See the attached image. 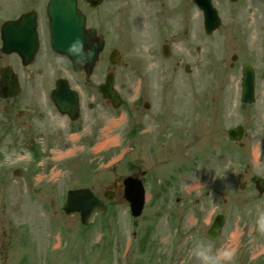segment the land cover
<instances>
[{
	"label": "rangeland",
	"instance_id": "obj_1",
	"mask_svg": "<svg viewBox=\"0 0 264 264\" xmlns=\"http://www.w3.org/2000/svg\"><path fill=\"white\" fill-rule=\"evenodd\" d=\"M227 3L230 6L221 3L225 6L219 13L222 27L218 32L204 43L194 40L186 61L188 74L181 69L172 75L173 60L151 49L144 97L149 110H118L125 118L114 134L120 136L124 148L129 147V157L119 167L102 165L121 148L95 152L119 143V136L109 133L120 121L113 111L107 110L109 115L104 107L102 114L98 107L95 115L73 124L84 128L93 122L94 126L83 151L61 162L57 160L71 153V144L84 143L83 139L72 141L84 129L81 133L76 129L78 134L68 141L48 140L46 132L54 126L64 129L65 121L39 118L36 113L33 140L22 134L14 140V129L6 126L11 110L5 113V102L0 101V252L4 256L0 264H264V195L258 197L250 174L238 179L251 167L264 177V162L257 161L258 156L264 158V88L258 91L257 103L239 110L235 75L255 57L244 56L245 49L238 47L227 29L230 13L226 10L234 11ZM109 9L102 6L96 14L107 15ZM254 12L243 13L248 26L259 21ZM198 46L208 53L207 64L199 61ZM148 50L138 43L121 48L129 68L118 73H122L128 99L138 93L139 60L145 66L142 53ZM238 52L242 55L239 63L230 67L231 56ZM258 66L264 72V64ZM42 107L48 109L50 104L40 99L32 108L44 112ZM102 115L111 120L103 131L99 130L106 120ZM238 124L248 137L242 140L245 148L230 143L226 136ZM62 134L67 135V129ZM93 138L97 145L90 149L96 142ZM67 145L69 149L62 151ZM249 145L253 163L246 160ZM18 168L21 175H13ZM141 172L146 174V204L137 219L130 216L120 192L106 201L107 213L97 216L89 227L80 224L78 215L68 216L61 210L69 189L84 185L102 198L115 180ZM242 184L246 187L240 188ZM214 187L223 194L217 195ZM216 214L224 215L226 221L219 239L212 242L206 232ZM200 245L211 257L209 261L198 255Z\"/></svg>",
	"mask_w": 264,
	"mask_h": 264
},
{
	"label": "flooded vegetation",
	"instance_id": "obj_2",
	"mask_svg": "<svg viewBox=\"0 0 264 264\" xmlns=\"http://www.w3.org/2000/svg\"><path fill=\"white\" fill-rule=\"evenodd\" d=\"M222 2L228 4L227 0H213L218 14L225 6L221 4ZM49 3L50 0H0V83L9 75L8 79L17 87L14 90H18L16 96L8 99L0 98V101L5 102L2 106L5 113L11 110L10 121H7L6 126L14 129V140H17L18 134L24 135L30 141L33 140L35 129L33 118L36 113L39 118L64 120L68 135L73 133L72 124L75 121L69 118L72 113L61 114L50 102V95L60 80L67 82V90L78 94L79 110L76 111L78 119L95 115L98 107L102 109L103 114L104 107L110 106V102L103 99L98 92L99 86L104 83L105 76L109 73L112 74L113 90L115 89L119 96L117 100L120 102V108H133V101L125 96L126 88L122 73H118L119 70L129 68L121 53L122 47L138 42L142 47L146 45L149 49L142 53L145 66L143 61L139 60L141 71L138 74L137 92L139 90V94L137 95L140 96L138 98L141 100L139 103L141 107L145 102L147 89L145 74L148 69L146 66L153 58L151 49L160 50V54L163 47L168 51L170 59L173 60L169 66L170 73L173 75L181 69L184 72L189 70L186 61L191 57L190 49L194 40L204 43L211 36L204 33L202 12L191 0H103L95 8H90L85 0H70L68 4L74 3V6L85 15L86 26L94 28L96 35H102L103 39V52L87 76L84 72L75 73L65 56L52 51ZM230 4L234 7V11L224 9L230 13L231 21L227 29L234 34L238 47L243 52L245 49L244 56L255 57L251 64L255 69V98L257 99L259 89L264 88V72L258 70V65L264 64V0H248V2L237 0ZM102 6H109L107 15L101 12L96 14ZM137 12L138 17H136ZM245 12L258 14L259 21L253 26H248V22L242 18ZM194 13L197 14L196 25ZM114 51L117 52L118 64L113 66L109 64L108 56ZM195 52L197 56L200 55L201 64H207L208 56L205 54L203 57V47H196ZM239 55L242 56L238 52L233 64L239 63ZM104 60L106 63H103ZM100 64H102L100 67L102 79H99ZM235 76L237 80L242 77L241 73ZM81 89L83 92L80 91ZM4 92L7 91L4 90ZM40 99L50 104L48 109L42 107L44 112L32 108L37 107ZM242 106L250 105L241 104L240 107ZM46 124L48 122L44 123ZM243 132V138L247 139L245 129ZM46 133L50 136L48 140L59 139L63 135L59 129L53 130L52 128ZM233 144L244 148L242 143ZM248 148L250 151L247 156L249 160H252V146L249 145ZM257 161L264 162V158L259 156ZM247 172L246 170L245 173ZM114 187L118 190L117 184ZM214 190L219 194L222 193L219 188H212V191ZM3 257L0 252V259Z\"/></svg>",
	"mask_w": 264,
	"mask_h": 264
},
{
	"label": "water",
	"instance_id": "obj_3",
	"mask_svg": "<svg viewBox=\"0 0 264 264\" xmlns=\"http://www.w3.org/2000/svg\"><path fill=\"white\" fill-rule=\"evenodd\" d=\"M92 7L98 4L101 0H87ZM61 0H52L50 5V18L52 27L53 44L57 52L65 54L71 60V63L76 71L81 69L90 70L97 60V56L102 49V42L98 40L95 42L94 31L85 30L83 17H76L72 11L67 7L59 6ZM197 4L204 10L205 13V28L208 32L215 29L219 20L217 19L215 12L209 5V0H196ZM60 8H59V7ZM81 21L80 27L77 20ZM113 63H116L114 59ZM242 90L241 100L244 103H251L253 101V70L250 65L246 64L242 67ZM5 86L8 85V81L3 80ZM61 90L52 94L54 104L58 109H62L63 106H68V112H72V109L76 106V97L72 93L66 92L64 83H60ZM107 86V87H106ZM103 90V97L108 96L114 100L113 105L117 107L115 97L112 98L110 86L111 80ZM111 93V94H110ZM14 93H8L6 96H13ZM242 132L240 128L230 130L228 137L231 140H239ZM251 181L255 184L256 189L260 194L264 192V179L253 177ZM124 185V199L129 202L131 214L134 217H138L141 214L143 207V189L141 183L133 177H128L123 180ZM110 198V196H106ZM63 211L66 214L78 212L80 215V221L84 225H89L93 221V217L96 213L104 214L106 207L104 204L96 198L88 189H79L68 191L65 201L63 203ZM223 224V217L217 216L207 233V237L211 240H216L220 234L221 226Z\"/></svg>",
	"mask_w": 264,
	"mask_h": 264
},
{
	"label": "clouds",
	"instance_id": "obj_4",
	"mask_svg": "<svg viewBox=\"0 0 264 264\" xmlns=\"http://www.w3.org/2000/svg\"><path fill=\"white\" fill-rule=\"evenodd\" d=\"M200 251L198 252V255H200L205 261H209L211 257L203 250L204 246L200 245Z\"/></svg>",
	"mask_w": 264,
	"mask_h": 264
}]
</instances>
